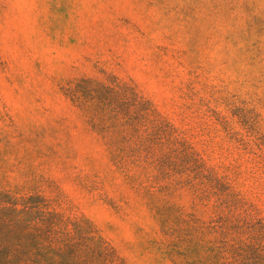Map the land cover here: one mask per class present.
Listing matches in <instances>:
<instances>
[{
    "label": "rangeland",
    "instance_id": "374dc122",
    "mask_svg": "<svg viewBox=\"0 0 264 264\" xmlns=\"http://www.w3.org/2000/svg\"><path fill=\"white\" fill-rule=\"evenodd\" d=\"M0 241L264 264V0H0Z\"/></svg>",
    "mask_w": 264,
    "mask_h": 264
},
{
    "label": "trees",
    "instance_id": "16d2710c",
    "mask_svg": "<svg viewBox=\"0 0 264 264\" xmlns=\"http://www.w3.org/2000/svg\"><path fill=\"white\" fill-rule=\"evenodd\" d=\"M127 114H129L128 119H133L134 121H140V118H142L143 114L135 115L134 111L128 110L125 111ZM114 116L110 117V120H113ZM121 125H130L128 123H124ZM48 240H42L39 241L38 246H34L35 248H38L39 250L44 249L46 244H48ZM52 242V241H50ZM0 247H4V244L2 241H0ZM22 247L21 242L18 240L15 243H13L12 248L16 249ZM53 256L49 257L46 255V253H42L41 251H38L37 255H32L28 250H25V252H17V253H0V264H63L64 257L62 254H60L57 249H52Z\"/></svg>",
    "mask_w": 264,
    "mask_h": 264
}]
</instances>
